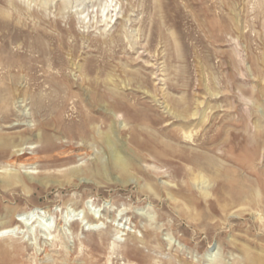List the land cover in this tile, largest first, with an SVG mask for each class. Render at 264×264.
<instances>
[{"label":"rangeland","instance_id":"374dc122","mask_svg":"<svg viewBox=\"0 0 264 264\" xmlns=\"http://www.w3.org/2000/svg\"><path fill=\"white\" fill-rule=\"evenodd\" d=\"M0 61V98L14 114L0 134L28 139L46 122L44 133L61 132L52 145L78 149L86 119L106 131L111 113L131 161L126 173L111 169L102 140L94 150L106 173L85 152L26 167L0 158V173H83L50 189L0 187V221L20 219L0 239V264H248L264 255V0H0ZM39 94L62 98L51 116L35 115ZM200 102L203 126L193 116ZM206 158L230 171L208 199L190 181L212 177L197 167ZM224 183L237 203L225 211ZM250 190L261 202L243 211Z\"/></svg>","mask_w":264,"mask_h":264},{"label":"bare ground","instance_id":"6f19581e","mask_svg":"<svg viewBox=\"0 0 264 264\" xmlns=\"http://www.w3.org/2000/svg\"><path fill=\"white\" fill-rule=\"evenodd\" d=\"M0 62H2V61H0ZM5 76H6V74L1 75V73H0V81L1 82L5 81V83H6V77L7 76L6 77ZM1 77H4V79H1ZM15 84L16 83L14 82V83H12L11 86L7 85V89L10 92H13L14 88L16 87ZM104 84H106V83H104ZM37 85H39V83ZM5 86H6V84H5ZM58 87H60V86H58ZM60 89H62V88H60ZM17 90L18 89H16V91ZM208 91L211 94V91L210 90H208ZM48 94L50 95V93H48ZM41 95H40V100H38L35 97L38 100V103L39 104L41 103V105H39V107L37 105L38 108L35 111V115H36V113H38V114L40 113L42 116H47V115L51 116L49 114V112L51 111V107L56 106V104L58 106V104H60L62 98L51 99L52 97L48 98V96H45L47 98H44L43 96L41 97ZM52 95H55V94L52 93ZM56 95H57V93H56ZM62 95H63V92H62ZM66 95H67V98H68L69 95L68 94H66ZM13 96H14V99H16V95L13 94ZM93 97H94V95L91 98H93ZM41 99H42V102H41ZM65 101L67 102L68 100H65ZM98 101L99 102L97 104H98L99 107H101L100 106L101 105L100 104V101H101L100 98L98 99ZM36 104H37V102H36ZM76 104L77 103H75V105ZM202 105H204V104L200 102V104L196 108V111L193 113V116L194 117H196V116L201 117L200 118L201 119L200 125L203 126V124L207 121V118L204 117V114H205L204 110H203V113H202V109H201ZM7 107H8V99L4 100V98H0V120L3 123H9L12 120L11 119L12 116H14V114L13 115H9ZM108 107H112L113 109H115L116 105L115 104H111V106L108 105V106H106L103 109H105V111L107 112L109 110ZM185 109L186 110H180V111L181 112H188V110H187L188 108H185ZM77 114H78L79 117L83 118L84 112H83L82 109H77ZM107 115H108V120H110L111 122H110V124L106 125V128H107L106 131H104L103 128H101L97 124H95L96 123L95 120H93L91 118H89V119L87 118L88 120L86 119L84 130L82 128L83 131H81L80 134L77 136V137H79V139L81 141H83L82 142L83 146L81 148L79 147L78 149L76 147L72 146V145L71 146H66L64 149L62 148V147H64L63 145L59 146V147L52 145L53 138L54 137L55 138L58 137L61 134V132H60V134L54 132V137H52L48 133H44L43 131H46V130L47 131H51L50 129H46V127H45L46 122L45 123H40L39 125H37L36 133H32L31 134V138H28V139H26L23 136V134H17V135H13V136L11 134H0V158H4V157L7 158V163L9 165H11V166L26 167V166H34V165H36V164H38L40 162H50V163L53 162V163H56V162H59V161H69L73 156L82 155L83 152H85L84 154L95 155L94 168L97 171H100L99 169L101 168V166H99V164H98V161H99L98 156L99 155L96 154L94 149L99 146V142L98 141L102 140L104 142V144L107 146V148L110 150V151L109 150L108 151L111 153V154L109 153L111 155V159L110 160H111L112 165H113L111 167V169L113 167H115V169H119L120 168L121 172H123V173L125 172L126 173V171H128V169L129 170L131 169L130 158H129V156L127 154H125L126 152L124 151L126 149V144L121 139H119L118 128L115 125V118H114L115 115H111V113H109ZM62 118H63V115H62ZM49 119H50V117H49ZM61 120H60V122H61ZM58 122H59V120H58ZM87 122H88V125H87ZM57 123L53 124L52 127L55 128V129L56 128H60V125H58ZM46 126L50 127L51 125L47 124ZM19 127L20 126L17 125V126H12V127H8V128H10L11 130H14V129H18ZM81 127H82V125H81ZM88 128L90 130H88ZM87 133L89 135H87ZM192 134L193 133H190V134L188 133L186 135V137L187 138H192L193 137ZM36 142H41L43 144H46L48 146L47 149H46V147H44L43 149L39 150L38 154H36V155H28L26 152L24 153V147L25 146L30 145V144H34ZM12 148H16L17 151L10 152V150ZM60 148H62V150ZM57 149H60V150H57ZM55 151H58V152H55ZM91 151H94V152L91 154ZM41 154L42 155L45 154V155L42 156ZM205 161H207V163L204 164L203 162H200V163L197 164V167H198L199 170H203L204 168H206V165H207V167L209 166L211 169H213L212 177L211 176H207L205 173L199 171L198 173L190 174L191 175L190 176V181L194 185L196 184L198 186H201V189H203L202 192H201L202 196L205 199H208L209 196H211V193H212V190H213V186H214V181H216L215 179H217L218 177L221 176V177L224 178V182L225 183L228 182V180L230 179V171L226 172L225 167H223L221 165V163H219V161H217V160H214L212 158H208V159L206 158ZM109 166H111V165H109ZM101 169H102L101 171H103L105 173L108 172L106 170V168L105 169L101 168ZM208 172H210V171H208ZM68 176H69V179L74 178L78 182L83 180L82 179V176H83L82 171H73V172H70L69 174H66L64 176H58V175L49 174V175H43V176L41 175V176H37V177L36 176H28L27 177V176L12 174V173H0V187L5 189V190L7 188H12V187H17V186H21V187L25 188L27 185H35V183L37 182L41 187H43L45 189H50V188H52L54 186H64V185H66L65 184L66 180L63 181L62 179H67L68 180V178H67ZM233 177L239 178V176H237V175H235ZM129 181L131 182L132 180H129ZM232 181H233V184L237 183L234 180H232ZM124 183H127V182H124ZM225 183H224V192L226 191L228 196L230 197L231 204L228 205L226 203L224 207L221 206L223 211H225L228 208V206H236V204H237L235 202L236 198L229 195V190H228L229 187ZM179 194H180V192H179ZM170 195H172V194L170 193ZM261 196H262V194L260 192H258L256 190H250L249 194L247 193V194L244 195V198H240L239 199L240 200L239 205H243V206L248 207V208H246L243 211H247V209H253L254 207H256L261 202ZM172 197L174 199V196H172ZM74 211L75 210H73L72 212H74ZM200 217H201V215H200ZM88 220L91 223H96L97 222L96 218L94 216H92V215H91V217ZM18 221H20V219H18V220L16 219L15 221H10V220L9 221H2V222L0 221V239H4L7 233L11 232L12 230H15V228L18 226V223H20ZM14 222H15V225L13 224ZM53 264H68V261L65 262L62 259L61 260H55V262ZM248 264H264V255H257V256H254V257L250 256L248 258Z\"/></svg>","mask_w":264,"mask_h":264}]
</instances>
